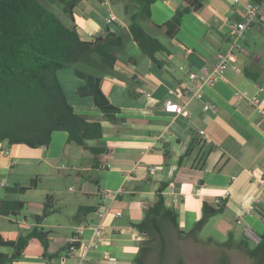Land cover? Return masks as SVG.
<instances>
[{
  "label": "crops",
  "instance_id": "crops-1",
  "mask_svg": "<svg viewBox=\"0 0 264 264\" xmlns=\"http://www.w3.org/2000/svg\"><path fill=\"white\" fill-rule=\"evenodd\" d=\"M248 1L201 0V7L183 16L171 38L162 24L183 0H154L148 19L140 12V0H80L75 5L73 23L83 39L92 41L107 31L121 36V46L112 49L117 58L113 67L104 66L95 55L78 63L79 68L101 77L100 88L118 107L119 119H104L92 97L76 93L83 80L67 66L57 71V77L68 102L76 112L100 120L103 126L102 137L88 141L106 149L96 156L97 163L92 164L93 155L81 146L68 143L65 131L52 132L48 146L0 141V198L20 199L28 205L21 220L0 214V235L15 239L19 234L2 219L27 230L38 226L49 231L46 249L31 239L12 264H75V254L68 255V244L78 251L81 242L93 237L99 222L104 224L101 244L88 250L81 264H135L142 233L134 223L157 199L161 182L167 183L165 203L177 211L182 230L200 217L203 203L215 205L219 200L223 212L211 216L201 231H216L225 238L232 233L236 241L243 235L250 243L258 241L264 231V3L238 40L236 60L212 83L204 81L207 73L203 70V66L210 68L218 51L229 48L233 25L243 19ZM108 10L116 15V22H105ZM133 16L170 49V54L156 55L160 65L132 39ZM243 68L260 69L258 82L248 79ZM166 99L180 110H166ZM204 105L212 108L204 109ZM64 175H72L77 189L66 185ZM36 176L40 180L37 187L23 194L33 195L31 191L47 177L52 184L40 199L6 195L5 186H25ZM111 191L120 192L112 195ZM48 195L55 209L50 214L57 216L48 214L38 223L34 216L42 213ZM80 206L94 209L82 214ZM100 206L109 208L104 217L97 212ZM67 209L71 223L61 220ZM67 229L69 233L60 237L53 233ZM207 234L206 240L217 241Z\"/></svg>",
  "mask_w": 264,
  "mask_h": 264
},
{
  "label": "trees",
  "instance_id": "trees-1",
  "mask_svg": "<svg viewBox=\"0 0 264 264\" xmlns=\"http://www.w3.org/2000/svg\"><path fill=\"white\" fill-rule=\"evenodd\" d=\"M79 1L0 0V141L24 143L30 147L48 146L52 132L65 131L67 142L88 150L95 165L96 156L106 149L102 145L88 144V141L102 137V123L74 110L58 80L57 71L74 66L75 75L83 80L76 93L81 97H92L102 117L116 121L119 109L102 92L101 77L79 68L78 63L95 55L104 66L113 67L117 58L112 49L120 47L122 40L119 34L110 31L92 41L83 39L73 23V9ZM153 1L140 0V12L146 19L150 17L149 5ZM201 5V0H183L181 7L162 24L166 35L174 37L183 16ZM129 32L139 50L157 65L161 64L156 58L158 53L170 54V49L150 34L137 16L131 18ZM243 72L248 79L256 82L262 73L257 68H243ZM39 181L36 176L28 185H7L4 191L7 194H23L37 187ZM166 186V182L159 184L157 199L144 209L142 219L134 223L144 235L134 258L135 264H171L175 257L176 240L190 239L199 243L202 240L198 234L209 218L224 210L222 202L215 205L203 203L200 217L184 231L179 227L177 211L165 203L163 191ZM24 205L25 202L20 199L2 197L0 214L16 216ZM93 209V206H80L79 212L87 214ZM54 211L53 199L48 195L42 213L34 216V220L39 223ZM48 233L33 226L25 233H19L15 239L0 235V246L10 248L9 253L0 252V264H12L18 260L31 239H37L46 249ZM208 244L221 253L218 264H228V253L234 249L242 251L251 264H264V231L256 243H250L245 235L236 241L229 233L226 240H208ZM152 255H155L153 262L150 260ZM175 259L177 264H184L182 257L176 256Z\"/></svg>",
  "mask_w": 264,
  "mask_h": 264
},
{
  "label": "rangeland",
  "instance_id": "rangeland-1",
  "mask_svg": "<svg viewBox=\"0 0 264 264\" xmlns=\"http://www.w3.org/2000/svg\"><path fill=\"white\" fill-rule=\"evenodd\" d=\"M54 5V4H53ZM237 49V48H236ZM74 68V66H72ZM92 141V140H90ZM86 154H91L89 151H84ZM43 175V174H42ZM66 177V185H70L71 187H76L77 189V183L73 181L72 175H64ZM43 177V176H42ZM65 180V179H64ZM11 183V182H10ZM49 184H52V180L49 178H44L43 183L40 184L39 188L36 191H31L30 194L33 195H25V194H18L15 193L14 196L23 197L24 199H28V197H32L33 199H40L42 195L44 194L46 186L49 187ZM51 186V185H50ZM4 192V191H3ZM4 194V193H3ZM7 195V193H6ZM26 196V197H25ZM28 196V197H27ZM44 199V198H43ZM27 202H25V206L22 209V211L17 214L16 216H10L11 218H17L18 220H21L23 214H25L27 211ZM66 215L61 216V220H65L66 222L71 223L73 217H70L69 209L66 210ZM68 214V215H67ZM57 216L56 214H49L48 217L55 218ZM47 217V216H46ZM4 220V225L8 228H14L18 233H25L27 231V227L24 225H18V223H15L13 221H8L6 219ZM1 223V221H0ZM46 227V226H45ZM47 229V228H46ZM65 231V232H64ZM60 230V231H54V235L61 236L63 233H69V229L67 230ZM52 233V232H51ZM72 232H70L71 234ZM212 236V238L216 239L217 241L221 242L227 239V237L221 236L216 231H200L198 234V237L202 239L203 241H200L199 243H194L192 240H176V248L174 249L173 256H180L182 257V261L184 264H218V260L220 257V252L215 249L212 245L208 244V234ZM10 251V248L5 246H0V251ZM155 256V255H154ZM153 255L150 256L151 262H153V259H155ZM175 257L172 258L171 264H177V260ZM228 264H251L250 260L247 259V257L244 255V253L240 250L234 249L231 252L228 253Z\"/></svg>",
  "mask_w": 264,
  "mask_h": 264
},
{
  "label": "built area",
  "instance_id": "built-area-1",
  "mask_svg": "<svg viewBox=\"0 0 264 264\" xmlns=\"http://www.w3.org/2000/svg\"><path fill=\"white\" fill-rule=\"evenodd\" d=\"M107 3V1H105ZM264 3V0H258V1H248L243 9V19L240 22H237L233 25V38L231 39L230 46L226 50L218 51L215 55V60L211 62L210 68L203 66V70L206 71L207 75L204 79L206 83H212L217 77L221 76V72L223 69L227 66L228 63H232L236 60V55L234 52V49L238 48L239 43L238 40L242 38V34L244 29L253 22L254 18L258 14V11L261 7V5ZM117 17L115 14H113L110 10H108L107 15L105 16V22L107 24L116 22ZM95 35V34H93ZM238 70V68L236 67ZM170 93L173 92V90H169ZM252 103L256 104V98H252ZM164 107L168 111H176L180 110V107L177 106L171 99H166L164 101ZM204 109H210L212 106L210 105H204ZM201 134H203V131H200ZM108 166V164L106 165ZM4 185V184H2ZM172 190V188H171ZM120 191H111L110 193L112 195H116ZM219 202V200H216ZM109 211V208L106 206H100L97 208V212L101 217H104V215ZM104 230V224L102 222H99L96 226L93 228V237L86 242H81L79 244L78 251L74 252L75 245H71L68 250V255L75 254L76 256V263L75 264H81L85 258V253L93 248H97L101 244V236L102 232ZM139 240L144 239V235L140 234L138 237Z\"/></svg>",
  "mask_w": 264,
  "mask_h": 264
},
{
  "label": "water",
  "instance_id": "water-1",
  "mask_svg": "<svg viewBox=\"0 0 264 264\" xmlns=\"http://www.w3.org/2000/svg\"><path fill=\"white\" fill-rule=\"evenodd\" d=\"M70 245H74V244H68V246H70ZM78 245V244H77Z\"/></svg>",
  "mask_w": 264,
  "mask_h": 264
}]
</instances>
